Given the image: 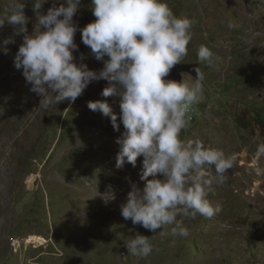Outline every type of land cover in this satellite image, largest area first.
<instances>
[{
  "label": "rangeland",
  "instance_id": "1",
  "mask_svg": "<svg viewBox=\"0 0 264 264\" xmlns=\"http://www.w3.org/2000/svg\"><path fill=\"white\" fill-rule=\"evenodd\" d=\"M90 2L81 0L73 18L79 28L95 19ZM167 3L175 15L195 21L183 62L198 63L200 45L218 57L213 67L200 64L203 92L181 139L236 154L226 181L208 196L221 212L211 219L178 216L187 237L170 235L172 226L152 232L125 220L120 205L132 183L141 189L145 184L143 157L136 167L117 169L115 141L123 125L115 131L110 117L87 107L106 99L119 114L120 98L101 96L107 81L99 80L75 102L40 106L42 97L30 91L13 63L23 35L6 23L0 42H13L7 54L0 50V264H264V173L253 164L264 143V0ZM5 5L0 0V9ZM51 6L48 0L41 11ZM24 11L31 34L36 19L30 0ZM75 42L77 62L83 54L90 70H101L103 62L79 31ZM193 78L184 73L186 82ZM259 166L264 168V158ZM137 233L153 245L147 257L128 254L125 244Z\"/></svg>",
  "mask_w": 264,
  "mask_h": 264
},
{
  "label": "clouds",
  "instance_id": "2",
  "mask_svg": "<svg viewBox=\"0 0 264 264\" xmlns=\"http://www.w3.org/2000/svg\"><path fill=\"white\" fill-rule=\"evenodd\" d=\"M28 2L6 0L0 9V29L7 23L16 35H23L13 63L22 69L30 91L42 97L40 106L75 102L90 83L99 80L107 81L101 96L120 98L119 114L106 99L89 101L87 107L110 117L115 131L123 125L115 141L117 169L126 163L136 167L138 157H143L140 180L145 181L144 187L132 183L120 205L122 217L152 232L172 226L170 235L187 237L189 230L178 216L211 219L218 215L221 206L208 196L214 185L226 181L237 156L206 146L200 139H181L203 92L205 75L199 66L193 68L192 83L165 79L187 56L195 21L175 15L167 0H91L95 19L79 28L73 18L81 0H52L46 13L41 10L48 0H30L36 23L29 34L24 11ZM77 31L91 55L103 62L101 70H90L83 54L77 62ZM12 42L10 38L0 42V50L7 54L6 46ZM217 60L206 45L197 49L196 65L213 67ZM261 158L264 143L258 144L253 160L257 174L264 173ZM125 246L128 254L139 258L153 251L149 237L139 233Z\"/></svg>",
  "mask_w": 264,
  "mask_h": 264
},
{
  "label": "water",
  "instance_id": "3",
  "mask_svg": "<svg viewBox=\"0 0 264 264\" xmlns=\"http://www.w3.org/2000/svg\"><path fill=\"white\" fill-rule=\"evenodd\" d=\"M196 64L197 63L182 62L176 65L171 70L169 76L165 77V79H172V80H176L177 82H179V81H182V79H184V73H189L195 77L196 73L193 71V68L199 66L201 70L200 64L199 65H196Z\"/></svg>",
  "mask_w": 264,
  "mask_h": 264
},
{
  "label": "trees",
  "instance_id": "4",
  "mask_svg": "<svg viewBox=\"0 0 264 264\" xmlns=\"http://www.w3.org/2000/svg\"><path fill=\"white\" fill-rule=\"evenodd\" d=\"M194 112H193V110L191 111V114H193Z\"/></svg>",
  "mask_w": 264,
  "mask_h": 264
}]
</instances>
